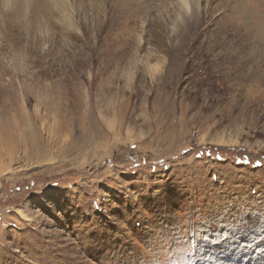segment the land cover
Wrapping results in <instances>:
<instances>
[{
  "label": "rangeland",
  "instance_id": "rangeland-1",
  "mask_svg": "<svg viewBox=\"0 0 264 264\" xmlns=\"http://www.w3.org/2000/svg\"><path fill=\"white\" fill-rule=\"evenodd\" d=\"M0 264H264V0H0Z\"/></svg>",
  "mask_w": 264,
  "mask_h": 264
},
{
  "label": "bare ground",
  "instance_id": "bare-ground-1",
  "mask_svg": "<svg viewBox=\"0 0 264 264\" xmlns=\"http://www.w3.org/2000/svg\"><path fill=\"white\" fill-rule=\"evenodd\" d=\"M185 8H186V11L189 12L190 9H189L188 5H186ZM35 147L36 148H38V147L40 148V146H38V144H35Z\"/></svg>",
  "mask_w": 264,
  "mask_h": 264
}]
</instances>
